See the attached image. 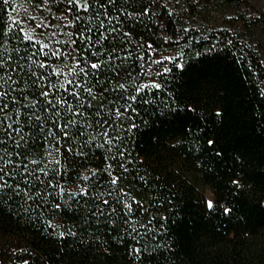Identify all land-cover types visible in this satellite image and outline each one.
Returning <instances> with one entry per match:
<instances>
[{
  "label": "trees",
  "instance_id": "trees-1",
  "mask_svg": "<svg viewBox=\"0 0 264 264\" xmlns=\"http://www.w3.org/2000/svg\"><path fill=\"white\" fill-rule=\"evenodd\" d=\"M15 1L5 7L0 0V32L11 23L9 15L15 18ZM220 5L233 10L237 25L210 23ZM118 7L124 14L113 15H120V32L110 34L105 47L116 48L113 55L120 59L114 62L120 67L105 75L131 86L116 95L136 94L134 86L144 83L153 50L172 44L178 51L167 64L170 71L155 76L161 88L141 93L155 103L133 105L137 113H126L113 125L110 134L125 137V161L132 163L125 171L119 157L107 161L119 176L110 188L103 169L111 154L104 149H77L67 140L48 157L44 142L36 143L29 159L40 167H67L56 177L65 188L64 200L49 198L36 207L21 198H0V264H264V14L249 0H118ZM79 47L77 40L67 51ZM50 63L60 65L62 59ZM131 123L135 129L121 132V124ZM77 150L85 154L76 155ZM200 185L213 193L211 211ZM81 188L89 196L70 198ZM112 189L127 193L128 203L139 202L132 204L134 225L124 223L129 217L115 203V193L103 197L110 201L102 206L104 215L91 214L99 202L92 197ZM225 208L231 211L225 214ZM133 226L136 239L128 235ZM132 248L141 249L138 258L129 254Z\"/></svg>",
  "mask_w": 264,
  "mask_h": 264
},
{
  "label": "snow or ice",
  "instance_id": "snow-or-ice-1",
  "mask_svg": "<svg viewBox=\"0 0 264 264\" xmlns=\"http://www.w3.org/2000/svg\"><path fill=\"white\" fill-rule=\"evenodd\" d=\"M12 3L14 0H3L5 7ZM33 7L47 12L48 15L37 17L29 14L28 19L34 22V27H29L9 15L11 23L0 32V198H21L25 204L32 201L33 205L39 207L42 204L47 205L49 198L52 201L64 200L65 188L56 177L67 171V167H40L39 161L29 159V150L33 149L36 143L43 141L47 156L53 157V152H60L56 145L64 147L63 142L67 140L76 144L77 149L102 148L111 154L105 156L103 169L110 177L108 184L111 188L118 183L119 176L113 175V164L107 161H116L119 157V167L125 171L126 164L132 163L130 159L125 161L126 148H122L125 137L110 134L115 131L113 125L125 118L126 113H137L138 110L133 105L155 103L151 98H140L141 93L145 89H160L161 85L155 82L143 83L134 86L135 95H116L121 90L127 93L131 85L119 80L113 82L111 77L105 75L108 72H117L120 67L114 62L120 59L119 56L113 55L116 48L105 47L110 34L120 32L116 25L120 23V15L124 13L122 7H118V0H40V3ZM11 11L17 12L18 9L11 8ZM114 11L120 15H113ZM57 12L61 14L57 15ZM49 17L63 23L52 24ZM17 25L18 32H14V26ZM65 28H74L76 32H64ZM36 29L51 31L37 33ZM123 35L127 37L130 33L124 32ZM41 36H44L47 42L40 39ZM59 36H75L76 38L70 41V47L75 46L77 40L80 41V47L67 52L60 47L54 48L53 44H69L68 40L53 39ZM115 41L116 36L113 35V45ZM128 55L130 57L132 53L129 52ZM53 58L62 59V63L53 65L50 63ZM140 59L143 60V56ZM152 63L159 64L161 61L155 60ZM163 71L169 72L170 69L164 68ZM106 96L111 97L107 105L104 103ZM113 111L115 119L112 118ZM135 128V123L127 127L120 125L123 133H130ZM208 144L211 146L213 141L209 140ZM67 151L72 152L73 148L69 146ZM84 154L76 151V155ZM53 162L60 164L59 159L49 160V163ZM96 173L97 170L93 169L92 176ZM41 176L47 179L42 180ZM92 176H84L82 179L88 181ZM114 193L115 203L122 204L124 214L129 217L124 223L134 225L135 221L131 220L132 204L139 202L134 198L131 203L124 201L123 197L128 194L122 189L100 193L99 198L93 196L92 198L99 202L94 205L95 211L91 214L104 215L102 206L110 205V201L103 197L112 196ZM69 196L72 199L89 196V190L81 188L78 192L69 193ZM206 204L210 211L215 207L211 199ZM53 206L59 210L61 203H54ZM27 210L28 208H25V211ZM111 211L115 212L116 208L112 207ZM230 211L229 208L224 209L225 214ZM109 222L115 223L114 220ZM46 223L52 227L50 221ZM133 233H137L135 226L128 235L136 239ZM64 236V232L59 233V238L63 239ZM132 252H135L138 258L141 249L132 248L129 254Z\"/></svg>",
  "mask_w": 264,
  "mask_h": 264
},
{
  "label": "rangeland",
  "instance_id": "rangeland-1",
  "mask_svg": "<svg viewBox=\"0 0 264 264\" xmlns=\"http://www.w3.org/2000/svg\"><path fill=\"white\" fill-rule=\"evenodd\" d=\"M249 1H250V4H253L256 8L258 7L260 11L264 14V0H249ZM38 3H40L38 0H16L14 8H17L18 11L14 12L15 18L23 21L29 27H34V22L28 19L29 14L36 15L37 17L48 15L47 12L40 11L39 9L33 7V5L38 4ZM56 14L60 15L61 13L57 12ZM49 19L51 20V17H49ZM51 23L58 24V23H63V22L58 21V20H51ZM210 23L214 26H223V27H229V28L231 26L233 27L234 25H237L235 23L233 10L227 6H221V5L210 14ZM41 31H44L45 33H47L48 31H51V29H43V30L36 29L37 33H40ZM260 31L263 33L264 28H261ZM64 32H69L68 28H65ZM39 38L47 42V39L44 36H41ZM53 39L68 40L69 44H63V45L53 44L52 45L54 48L55 47L62 48V50L65 52L68 50V46L70 45L69 37L59 36ZM263 40H264V35H263ZM177 55H178V51L173 47L172 44L165 45L162 48L157 49V50L156 49L153 50L150 65L147 71V77L144 83L156 82L155 80L156 74L160 70L166 68L168 62L172 60L174 57H176ZM263 55H264V48H263ZM164 57H168L169 59L165 60L163 59ZM155 60H160L161 63L159 64L152 63V61H155ZM198 189L200 193L202 194L205 202H207L209 199L213 201V193L209 187L200 185Z\"/></svg>",
  "mask_w": 264,
  "mask_h": 264
}]
</instances>
